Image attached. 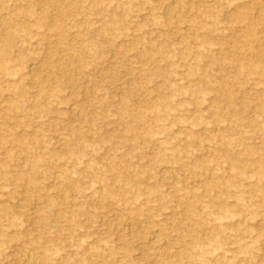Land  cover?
Wrapping results in <instances>:
<instances>
[{
  "label": "rangeland",
  "instance_id": "374dc122",
  "mask_svg": "<svg viewBox=\"0 0 264 264\" xmlns=\"http://www.w3.org/2000/svg\"><path fill=\"white\" fill-rule=\"evenodd\" d=\"M0 264H264V0H0Z\"/></svg>",
  "mask_w": 264,
  "mask_h": 264
},
{
  "label": "bare ground",
  "instance_id": "6f19581e",
  "mask_svg": "<svg viewBox=\"0 0 264 264\" xmlns=\"http://www.w3.org/2000/svg\"><path fill=\"white\" fill-rule=\"evenodd\" d=\"M76 109V108H75ZM54 180H56V181H58V182H60V184H63V181H62V179H63V177H61L60 175H54ZM65 178V177H64ZM65 180H66V178H65ZM68 181V180H67ZM48 204H49V202H48ZM153 233V232H152ZM156 237V236H155ZM151 250V249H150ZM151 252V251H150ZM149 252V253H150ZM156 262V261H155Z\"/></svg>",
  "mask_w": 264,
  "mask_h": 264
}]
</instances>
